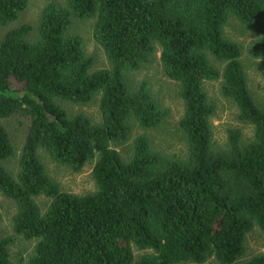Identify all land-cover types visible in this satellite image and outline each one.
<instances>
[{
  "label": "trees",
  "instance_id": "obj_1",
  "mask_svg": "<svg viewBox=\"0 0 264 264\" xmlns=\"http://www.w3.org/2000/svg\"><path fill=\"white\" fill-rule=\"evenodd\" d=\"M28 2L0 0V28ZM73 17L94 19L92 37L108 68L92 69L81 37L68 33ZM230 18L257 35L248 57L263 58L264 0H67L41 11L36 40L28 25L3 37L0 193L15 204L13 235L34 242L27 264H264V252L242 259L247 235L255 227L264 234V107L248 89L239 46L224 37ZM157 50L165 77L180 88L187 156H164L139 135L123 159L113 145L130 139L132 124L155 129L168 116L146 82L132 90L126 77ZM209 57L223 63L221 71ZM217 80L254 131L242 144L240 131L229 130L219 151L203 89ZM97 95L99 123L58 104H88ZM15 115L29 124L13 177L3 166L14 155L3 120ZM39 151L73 172L91 167L95 191H61ZM40 197L49 201L45 211ZM12 242L0 238V264H14ZM133 248L150 253L136 260Z\"/></svg>",
  "mask_w": 264,
  "mask_h": 264
},
{
  "label": "rangeland",
  "instance_id": "obj_2",
  "mask_svg": "<svg viewBox=\"0 0 264 264\" xmlns=\"http://www.w3.org/2000/svg\"><path fill=\"white\" fill-rule=\"evenodd\" d=\"M50 3L66 7L67 0H29L27 8L18 15L17 19L0 28V42L11 30L28 25L31 32L28 39L34 41L37 38V28L41 11ZM94 19L72 18L68 33L78 35L83 40L85 54L92 59V69H106L109 63L101 49L92 37ZM225 39L236 43L240 48V62L243 66L248 89L259 107H264V57L252 59L248 57L247 50L256 41L257 35L244 28L234 18H230L223 28ZM210 62L220 71L223 63L209 57ZM128 84L135 90L141 82H146L149 92L153 98L168 110V116L164 123L155 129L144 130L132 124L130 139L124 143L115 144L113 148L127 159L131 153L132 142L139 135H145L150 141L151 148L167 157H178L185 159L187 156V141L183 132L179 129L178 122L183 115L184 103L179 95V85L165 77L159 60V51L154 54L147 64H144L138 71L129 72L126 75ZM221 80L204 82L203 89L206 92L208 101L214 106V113L210 119L212 129V147L219 151L227 147V132L237 129L241 133V143L247 144L253 140V127L247 122L239 119L236 105L220 92ZM97 95L88 104H71L60 101L58 104L70 116L78 113L84 114L93 123H99ZM28 118L24 115H15L3 120L7 130L14 155L3 162L6 171L13 177L18 172V161L21 149L24 145ZM39 158L43 163L48 175L55 181L60 190L77 196H82L95 191V183L91 175V167H86L80 172H73L69 168L54 163L49 156L39 151ZM36 204L41 211H45L49 201L45 198H36ZM0 238L13 237L9 245V254L14 264H27L34 248L33 241H27L12 233V217L15 214V204L2 196L0 193ZM135 259L150 251H140L133 248ZM264 252V234L258 227H255L246 237L243 261Z\"/></svg>",
  "mask_w": 264,
  "mask_h": 264
}]
</instances>
